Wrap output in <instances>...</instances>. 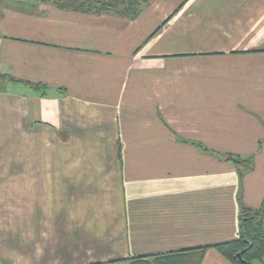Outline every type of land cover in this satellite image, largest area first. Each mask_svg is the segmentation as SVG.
<instances>
[{
    "label": "crops",
    "instance_id": "crops-1",
    "mask_svg": "<svg viewBox=\"0 0 264 264\" xmlns=\"http://www.w3.org/2000/svg\"><path fill=\"white\" fill-rule=\"evenodd\" d=\"M141 7L0 0V74L16 80H0V188L31 190L49 221L15 264H131L235 240L239 197L263 206L264 228V0ZM219 153L252 168L239 178ZM201 264L231 263L211 248Z\"/></svg>",
    "mask_w": 264,
    "mask_h": 264
},
{
    "label": "trees",
    "instance_id": "trees-1",
    "mask_svg": "<svg viewBox=\"0 0 264 264\" xmlns=\"http://www.w3.org/2000/svg\"><path fill=\"white\" fill-rule=\"evenodd\" d=\"M59 9H69L87 14H114L126 18L136 17L146 0H48ZM15 82L12 77L0 74V80ZM35 90L45 86L29 84ZM64 90H60L63 95ZM218 158L232 163L239 178L252 168V158L238 154L219 153ZM214 249L231 264H253L264 258L263 206L258 209L246 206L238 199V238L212 246H201L178 252L131 258V264H201L208 249Z\"/></svg>",
    "mask_w": 264,
    "mask_h": 264
},
{
    "label": "rangeland",
    "instance_id": "rangeland-1",
    "mask_svg": "<svg viewBox=\"0 0 264 264\" xmlns=\"http://www.w3.org/2000/svg\"><path fill=\"white\" fill-rule=\"evenodd\" d=\"M7 180L14 184V174L9 173ZM30 191L0 188V264H15L17 254L25 255V263L31 262L32 234L48 229L47 206L33 203L36 197L31 199Z\"/></svg>",
    "mask_w": 264,
    "mask_h": 264
}]
</instances>
